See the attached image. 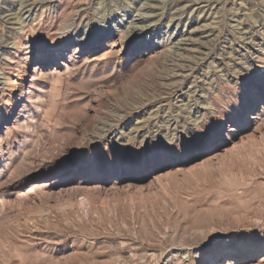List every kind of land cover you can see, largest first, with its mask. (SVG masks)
Instances as JSON below:
<instances>
[{"label":"rangeland","instance_id":"rangeland-1","mask_svg":"<svg viewBox=\"0 0 264 264\" xmlns=\"http://www.w3.org/2000/svg\"><path fill=\"white\" fill-rule=\"evenodd\" d=\"M227 238L264 252V0H0V264H221Z\"/></svg>","mask_w":264,"mask_h":264},{"label":"bare ground","instance_id":"bare-ground-1","mask_svg":"<svg viewBox=\"0 0 264 264\" xmlns=\"http://www.w3.org/2000/svg\"><path fill=\"white\" fill-rule=\"evenodd\" d=\"M29 6L30 5H26L24 8H27ZM30 11L31 10H28V12H30ZM19 17H21V16H19ZM21 45L23 46V51H24L23 58H24V60H26V59L29 58V56H32V54H33V46L30 45L28 41L23 42ZM54 51L57 52L56 50H54ZM46 60L47 59H45L43 57L37 58V64L34 66L32 73L33 74L38 73L43 68L42 63L46 62ZM6 81L8 83V86L10 87V93L7 96V102L6 103H7L8 106H13L14 103L16 102V89H18L19 86L20 87L24 86V84H26L29 81L28 72L27 71L23 72L21 83H19L18 79L15 78V77H8V78H6ZM20 91H21V94H22L23 88H20ZM20 96L21 95L19 94V97ZM230 245H231V238H227V241L223 245V252L218 253V256H217L218 258L221 259V264H236V262L238 260H240V259H243V257L245 255H248L247 259L250 260L259 251H261V249H259V248L257 249L256 246L253 244V245H251L249 247L250 252L245 254L243 252L232 251L231 248H230ZM225 257H231V260H225ZM205 263L206 264H217V261H216V259H214V257L212 255H210V256H208L206 258ZM256 264H261V263L257 262Z\"/></svg>","mask_w":264,"mask_h":264},{"label":"snow or ice","instance_id":"snow-or-ice-1","mask_svg":"<svg viewBox=\"0 0 264 264\" xmlns=\"http://www.w3.org/2000/svg\"><path fill=\"white\" fill-rule=\"evenodd\" d=\"M226 95H231V93H226ZM219 105H217L218 107ZM208 243H211V241H209ZM260 256H264V252H261L259 255L253 256L251 258V264H256V262L260 259ZM225 260H231V257H225Z\"/></svg>","mask_w":264,"mask_h":264}]
</instances>
